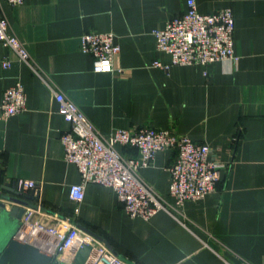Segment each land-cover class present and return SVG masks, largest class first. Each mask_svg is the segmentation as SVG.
I'll return each mask as SVG.
<instances>
[{"label": "crops", "instance_id": "obj_1", "mask_svg": "<svg viewBox=\"0 0 264 264\" xmlns=\"http://www.w3.org/2000/svg\"><path fill=\"white\" fill-rule=\"evenodd\" d=\"M209 13L234 15L233 61L154 66L170 56L153 30L186 10L187 0H23L2 4L10 30L24 43L35 73L0 41V101L19 81L25 109L0 110V180L35 181L20 191L44 225L73 223L100 235L110 250L136 264H262L264 262V0H194ZM112 31L120 51L114 69L95 72L81 50L84 32ZM7 58L9 67L1 61ZM61 91L108 137L116 129L149 126L206 142L223 163L215 189L172 214L130 217L110 187L87 183L81 201L69 196L80 181L64 158L60 134L69 128L53 91ZM127 155L135 150L117 145ZM172 149L139 170L167 201ZM16 188V187H15ZM10 205V204H7ZM40 207H43L41 209ZM36 244L40 240L31 236ZM90 264V261L87 262Z\"/></svg>", "mask_w": 264, "mask_h": 264}, {"label": "built area", "instance_id": "obj_2", "mask_svg": "<svg viewBox=\"0 0 264 264\" xmlns=\"http://www.w3.org/2000/svg\"><path fill=\"white\" fill-rule=\"evenodd\" d=\"M23 0H0V41L13 51L18 59L28 64L37 74L24 43L10 30L9 21L2 4L19 5ZM234 15L226 6L209 13L197 10L194 0H187L186 10L167 19L163 27L153 30L156 48L170 56L169 63L154 61V66L168 69L170 65H208L214 61L230 60L234 53ZM81 50L92 57V69L106 72L114 69V61L120 51L112 31L84 32ZM3 68L10 61H1ZM58 111L68 122L69 128L60 134L64 158L76 165L80 181L70 185L69 196L81 201L87 183L110 187L116 193L123 210L130 217L147 219L157 211L172 214V210L185 201H197L215 189L219 171L224 167L206 142H196L186 135L170 133L166 129L140 126L116 129L108 137L102 136L80 108L61 91H53ZM25 109V90L17 81L6 88L0 101L2 117H10ZM117 145L130 147L135 154H123ZM164 149L175 151V157L168 166V193L175 202L167 201L156 193L140 175L139 170L149 166L155 154ZM17 190L37 191L35 181L17 179ZM37 208L24 207L20 220L19 234L22 237H37L40 246L68 260L73 250L82 241L92 246L88 261L90 264H136L114 254L101 239L79 229L75 224L44 225L33 219ZM222 264H231L222 259ZM241 264H248L242 262ZM264 264V262L262 263Z\"/></svg>", "mask_w": 264, "mask_h": 264}, {"label": "water", "instance_id": "obj_3", "mask_svg": "<svg viewBox=\"0 0 264 264\" xmlns=\"http://www.w3.org/2000/svg\"><path fill=\"white\" fill-rule=\"evenodd\" d=\"M15 187V183L0 180V264H86L92 246L85 241L73 250L68 260H62L56 252L36 244L30 237L20 236L24 207L37 208V205L21 198L20 191ZM80 229L102 240L93 231L85 227ZM105 244L111 248L108 243Z\"/></svg>", "mask_w": 264, "mask_h": 264}, {"label": "bare ground", "instance_id": "obj_4", "mask_svg": "<svg viewBox=\"0 0 264 264\" xmlns=\"http://www.w3.org/2000/svg\"><path fill=\"white\" fill-rule=\"evenodd\" d=\"M88 262V261H87ZM87 264V263H86Z\"/></svg>", "mask_w": 264, "mask_h": 264}]
</instances>
